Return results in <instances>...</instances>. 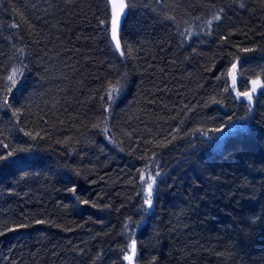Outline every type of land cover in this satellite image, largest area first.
Returning a JSON list of instances; mask_svg holds the SVG:
<instances>
[{
  "label": "trees",
  "instance_id": "16d2710c",
  "mask_svg": "<svg viewBox=\"0 0 264 264\" xmlns=\"http://www.w3.org/2000/svg\"><path fill=\"white\" fill-rule=\"evenodd\" d=\"M125 3L0 0V264H264V0Z\"/></svg>",
  "mask_w": 264,
  "mask_h": 264
},
{
  "label": "snow or ice",
  "instance_id": "6c2138e0",
  "mask_svg": "<svg viewBox=\"0 0 264 264\" xmlns=\"http://www.w3.org/2000/svg\"><path fill=\"white\" fill-rule=\"evenodd\" d=\"M111 6H112V39L116 41V48L119 49L120 48V43L119 40L117 39V27L121 18V14L124 12V9L127 7L125 0H111ZM219 16L214 17V19H219ZM17 25H13V27H16ZM243 51L247 52V51H252L251 49H243ZM123 55V53H121ZM236 69H237V65L236 64H232L231 66V71L229 73H227L226 75H231L232 77V87L233 90H236V84H237V76H236ZM20 74L22 75V73H20V71L18 69H14L13 73L11 75H9L7 77V80L11 83V87L8 89V91H11L12 88H14L16 86L17 80L16 77L17 75ZM252 84V88L248 91H236V96L239 97H244L249 105L252 104L253 102V93L256 92L257 87L260 88H264V82L260 81L259 79L257 80H253L251 81ZM227 90V89H225ZM113 91H115V89H113ZM3 105H8V97L7 95H5L3 97V101H2ZM10 106V105H9ZM15 115V113H13ZM214 132L219 133L221 136L224 135L225 133V128L224 127H220V128H216L213 129ZM28 134V133H26ZM231 134V133H229ZM30 135V134H29ZM2 143V142H0ZM5 147H7V145H5ZM12 155V152L5 154H0V160H7L9 156ZM156 175L158 176L159 173H156ZM141 181H144V176L143 174L140 177ZM155 178L152 176H149L148 181L146 182V199L144 201V203L150 208L152 206V197H153V186L155 184ZM71 192L75 193L76 189L72 188L70 189ZM83 203L87 204L89 203L88 201H83ZM39 223V221H38ZM21 227H24V225H21ZM14 229H10V231H13ZM0 235H3L2 232H0ZM131 255H125L124 259L129 261V264H133V256L135 255L136 252V243L135 241H132L131 245Z\"/></svg>",
  "mask_w": 264,
  "mask_h": 264
},
{
  "label": "water",
  "instance_id": "95a60500",
  "mask_svg": "<svg viewBox=\"0 0 264 264\" xmlns=\"http://www.w3.org/2000/svg\"><path fill=\"white\" fill-rule=\"evenodd\" d=\"M107 2H108V5H109V9H110V24H109L110 41H111V44H112L113 48L115 49L116 53L118 55H121V53H122L121 52V45H120V48L117 49L116 48V41L112 39V6H111V0H107ZM125 13H126V8L124 9V12L121 14V18H120V21H119V24H118V27H117V39L119 40V43H120L119 34H120V29H121V25H122Z\"/></svg>",
  "mask_w": 264,
  "mask_h": 264
}]
</instances>
